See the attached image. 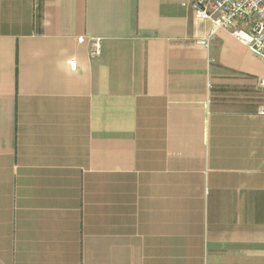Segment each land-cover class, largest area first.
<instances>
[{
    "label": "crops",
    "instance_id": "1",
    "mask_svg": "<svg viewBox=\"0 0 264 264\" xmlns=\"http://www.w3.org/2000/svg\"><path fill=\"white\" fill-rule=\"evenodd\" d=\"M193 1L0 0V264H264V58Z\"/></svg>",
    "mask_w": 264,
    "mask_h": 264
},
{
    "label": "built area",
    "instance_id": "2",
    "mask_svg": "<svg viewBox=\"0 0 264 264\" xmlns=\"http://www.w3.org/2000/svg\"><path fill=\"white\" fill-rule=\"evenodd\" d=\"M192 5L197 19L214 20V32L229 31L255 55L264 58V0H194ZM79 40L83 41L84 37ZM198 42L208 45L209 37ZM101 52V39H92L91 56ZM261 112L264 114V108Z\"/></svg>",
    "mask_w": 264,
    "mask_h": 264
}]
</instances>
